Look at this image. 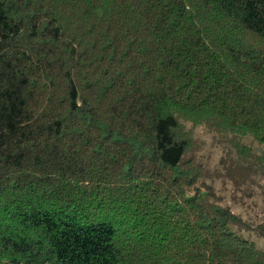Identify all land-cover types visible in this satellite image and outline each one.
<instances>
[{"label":"trees","instance_id":"1","mask_svg":"<svg viewBox=\"0 0 264 264\" xmlns=\"http://www.w3.org/2000/svg\"><path fill=\"white\" fill-rule=\"evenodd\" d=\"M260 194L264 0H0V264H264Z\"/></svg>","mask_w":264,"mask_h":264},{"label":"rangeland","instance_id":"2","mask_svg":"<svg viewBox=\"0 0 264 264\" xmlns=\"http://www.w3.org/2000/svg\"><path fill=\"white\" fill-rule=\"evenodd\" d=\"M201 137L204 138L206 142L207 149L205 152L210 157L211 161H216L218 158V152L210 148V145L208 144L209 142L208 135L202 134ZM225 194H226V197L230 199L231 195L229 191H225ZM240 210L244 215H248L252 221L255 220V222H261V225H264V194L263 195L260 194L257 197V203L255 206H253L252 208L246 209L243 205V208L241 207L238 209V211ZM247 235L249 237L253 236L252 240L254 241L255 245L264 249V239L263 238L254 237V235H251L249 233H247Z\"/></svg>","mask_w":264,"mask_h":264}]
</instances>
